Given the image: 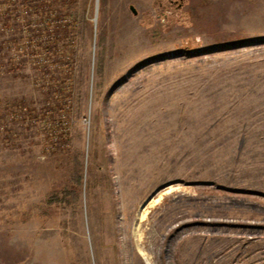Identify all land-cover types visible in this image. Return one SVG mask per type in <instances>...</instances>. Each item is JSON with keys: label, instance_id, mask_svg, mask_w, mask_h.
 I'll return each instance as SVG.
<instances>
[{"label": "rangeland", "instance_id": "obj_1", "mask_svg": "<svg viewBox=\"0 0 264 264\" xmlns=\"http://www.w3.org/2000/svg\"><path fill=\"white\" fill-rule=\"evenodd\" d=\"M0 264H264V0H0Z\"/></svg>", "mask_w": 264, "mask_h": 264}, {"label": "trees", "instance_id": "obj_2", "mask_svg": "<svg viewBox=\"0 0 264 264\" xmlns=\"http://www.w3.org/2000/svg\"><path fill=\"white\" fill-rule=\"evenodd\" d=\"M21 2V1H20ZM20 6H22V7H25V8H27L28 6H27V3H25V2H23V3H20L19 4ZM18 6V5H17ZM16 8V7H15ZM17 9V8H16ZM16 9H14L15 11H16ZM13 11V10H12ZM10 12V11H9ZM10 14V13H9ZM12 17V16H11Z\"/></svg>", "mask_w": 264, "mask_h": 264}, {"label": "water", "instance_id": "obj_3", "mask_svg": "<svg viewBox=\"0 0 264 264\" xmlns=\"http://www.w3.org/2000/svg\"><path fill=\"white\" fill-rule=\"evenodd\" d=\"M131 11H132L135 15H137V11L135 10V8H134L133 6H131Z\"/></svg>", "mask_w": 264, "mask_h": 264}, {"label": "built area", "instance_id": "obj_4", "mask_svg": "<svg viewBox=\"0 0 264 264\" xmlns=\"http://www.w3.org/2000/svg\"><path fill=\"white\" fill-rule=\"evenodd\" d=\"M84 123H85V124H87V123H88V121L85 119V120H84Z\"/></svg>", "mask_w": 264, "mask_h": 264}, {"label": "bare ground", "instance_id": "obj_5", "mask_svg": "<svg viewBox=\"0 0 264 264\" xmlns=\"http://www.w3.org/2000/svg\"><path fill=\"white\" fill-rule=\"evenodd\" d=\"M170 191V190H169ZM156 201V200H155Z\"/></svg>", "mask_w": 264, "mask_h": 264}, {"label": "flooded vegetation", "instance_id": "obj_6", "mask_svg": "<svg viewBox=\"0 0 264 264\" xmlns=\"http://www.w3.org/2000/svg\"><path fill=\"white\" fill-rule=\"evenodd\" d=\"M172 2V1H171ZM173 3V2H172Z\"/></svg>", "mask_w": 264, "mask_h": 264}]
</instances>
